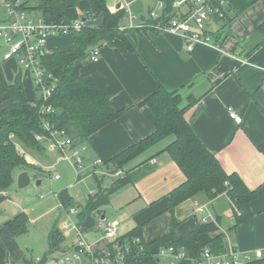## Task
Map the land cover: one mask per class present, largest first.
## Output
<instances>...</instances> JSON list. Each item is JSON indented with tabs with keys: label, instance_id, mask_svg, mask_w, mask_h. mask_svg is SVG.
Here are the masks:
<instances>
[{
	"label": "crops",
	"instance_id": "obj_1",
	"mask_svg": "<svg viewBox=\"0 0 264 264\" xmlns=\"http://www.w3.org/2000/svg\"><path fill=\"white\" fill-rule=\"evenodd\" d=\"M64 2L67 4L66 18L80 17L79 15L90 7L88 0ZM105 3L107 9L108 5L112 4L106 0ZM28 6L31 13L41 14V10L37 8V0H29ZM153 6V2L146 0L133 3L132 9L139 17L137 25L142 23L141 18L146 16L147 9ZM4 15L3 11L0 20ZM263 22L264 1L259 0L233 17L225 26L223 38L218 45L196 43L194 48L187 52L180 34L157 32L143 25L128 28L134 30L133 33H127L130 47L123 40L115 39L112 44L103 42L96 46L100 49L97 61H91L89 55L86 57L81 72L89 73L95 79L113 108L123 109L119 118L90 134L83 143L73 145L82 154L83 166L86 169L96 174L97 170L105 168L109 175L115 174L110 169L112 165L104 162L154 132V112L147 104L141 103L154 93L161 83L168 90L180 91L183 97L182 105L186 104V97L190 94L197 98L184 113L186 121L204 146L215 155L225 172L239 175L247 188L255 191V196L249 204L252 214L239 223H236V210L226 192L214 198L200 192L171 209L169 193L184 182L185 175L168 152H161L166 145L155 151H147L166 137L135 157H139V161L130 164L128 169L125 167L117 169L122 170L121 174L129 170L127 175L136 176L129 184H135L136 197L142 199L137 205L138 209L131 212L133 221L126 223L118 236L139 225L141 239L145 243H150L170 232L173 238L178 240L194 231L200 222L212 221L217 228L200 233L198 241L201 243H210L211 239L221 235L224 250L228 247L237 250L264 248V153L258 149L264 142V30L259 28ZM126 24L125 20L123 25ZM64 38L49 39V50L52 51L53 48L68 50L72 46V41L69 37H66L68 40ZM6 50L7 46L1 44V106L9 105L13 101L7 90L11 83L21 86L30 100L37 101L40 95L32 71L21 66L15 58L4 59ZM230 110L240 117V121L230 117ZM39 141L44 146L41 153L37 152L35 155L25 153L26 158L31 159L26 162L31 164L34 171L33 175L30 174L31 181L25 187L26 190L21 193L16 190L17 175L28 169L15 168L11 189L7 190L5 199L0 203V264L39 262L49 251V235L55 224L63 236V248L59 252L49 254L47 258L50 257L55 264L64 254H68V251L75 250L73 230L62 227V224L73 221L71 215L77 214L80 208L74 205L77 211L71 215L64 213L63 216L59 209L63 207L59 193L66 190L72 200L77 199L73 181L80 177V173L71 161L60 159L59 150L51 148V141L48 138H41ZM18 149L22 150V147L19 146ZM98 159L102 161L99 165L95 163ZM61 162L69 163L75 170L73 178H69V174L60 175L57 172L59 176L54 179L52 178L54 172L50 174V179L52 185L56 184L50 187L49 191L38 192L36 198L32 197L34 189L31 183L38 188L41 187L42 173L48 170L52 173L51 171ZM36 181L40 183L36 184ZM148 181H154L155 184L149 186ZM93 190L94 188L90 189V193ZM198 205L205 206L204 215L196 211ZM19 213H24L28 217L29 224L38 221L43 215L49 213L54 215L52 223L45 225L46 248L41 256L30 254L26 257L24 246L20 242L21 235L13 236L5 225ZM104 214L105 220H116L109 218L105 211ZM76 218L78 224V215ZM173 218L176 223L172 228L170 223ZM84 236L98 251L103 252L110 248L109 243L112 240L103 238L101 232L95 228L84 231ZM66 240H69L71 246ZM180 251L184 252L179 249L178 252ZM159 252V264H194L193 259L186 256L176 259L168 248H163ZM84 258L87 261L81 258L83 263L81 261L78 263L88 264L90 260L86 256Z\"/></svg>",
	"mask_w": 264,
	"mask_h": 264
},
{
	"label": "trees",
	"instance_id": "obj_2",
	"mask_svg": "<svg viewBox=\"0 0 264 264\" xmlns=\"http://www.w3.org/2000/svg\"><path fill=\"white\" fill-rule=\"evenodd\" d=\"M163 1H165L166 11L172 12L173 1ZM257 1L259 0H229L225 18L215 29L213 36L220 42L225 26L233 17ZM88 2L89 9L79 16L97 19V16L103 13L105 18L103 24L83 26L79 32H70L66 36L72 41V46L68 50L53 48L50 53L44 54L41 60L46 72L58 79V86L50 100L54 111L48 114L47 119L53 128L64 130L73 145L83 143L90 134L119 118L123 113V109L113 108L109 98L89 73L81 72L90 48L103 42L112 44L115 39L123 40L130 47L127 33L134 31L131 29L119 30V27L125 23L123 18L126 15L125 9L110 13L105 0H88ZM37 8L41 10L44 20L48 22L69 19L65 16L67 4L64 0H37ZM162 20L165 21L164 18ZM151 23L154 21L152 20ZM259 28L264 30V22ZM7 90L8 94L13 97V101L6 106H1L2 101H0V203L5 199V193L12 184L14 168L20 167L25 170L28 165H31L17 150L16 142L24 150L27 148L34 153H41L44 146L42 142L35 140V135L48 134L41 124L38 102L30 100L25 95L23 88L16 84H9ZM186 98V104L182 105L183 97L178 89L168 90L159 83L157 90L141 103L142 105L147 104L154 112V132L120 151L104 163L112 165L110 169L112 172H116L117 169L123 168L133 158L144 153L162 139L174 136V139L162 148L161 152L166 151L170 154L184 173L185 180L169 193L170 208L172 209L183 200L193 198L200 192L209 198L226 192L236 210V223H239L251 216L249 204L255 196V191L249 190L239 175L226 173L215 155L204 146L194 133L186 121L184 113L197 98L191 94ZM11 133L12 137L10 138ZM258 149L264 153V142L258 146ZM128 173L129 170L126 171V175L118 177L109 187H102L100 181L96 180V184L99 186L98 191L88 196L87 203L81 206L77 213L81 230L94 229L97 220L102 216L103 206L109 202V195L121 186L133 182L136 176L127 175ZM59 200H61L64 209L75 205V201L70 198L66 190L59 193ZM28 221L29 219L24 213H19L5 225L13 236L22 235L28 232ZM175 223L173 218L170 223L171 227ZM197 226L194 231L178 240H175L170 232L150 241V243H145L141 239V228L137 225L128 233L120 234L112 240L109 243L110 249L113 252L120 247L125 249V245L128 244L130 248L126 252V264H159V251L169 247H173L174 252H178L179 249L183 250L184 256L193 259L194 262L202 257L201 254L205 248L216 254L224 251L221 235L211 239L207 244L198 241L200 233L217 228L214 222H200ZM51 230L48 243L49 251L39 262L30 261L26 264H45L49 254L59 252L63 248V236L56 224ZM135 237H139L140 241L133 243L132 240Z\"/></svg>",
	"mask_w": 264,
	"mask_h": 264
},
{
	"label": "built area",
	"instance_id": "obj_3",
	"mask_svg": "<svg viewBox=\"0 0 264 264\" xmlns=\"http://www.w3.org/2000/svg\"><path fill=\"white\" fill-rule=\"evenodd\" d=\"M142 0H115L108 5L110 12H117L125 9L126 25H121V31L128 28L149 26L155 31H163L169 34H180L184 39V45L187 52L191 51L196 43H210L218 45V40L213 36L219 23L225 18L229 7V0H172V12H167L165 1L146 0L153 2L154 6L147 9L146 16H142V23L137 25V14L133 11L132 5ZM29 0H0L5 13L0 20V45H6L7 50L4 59L15 58L18 63L30 69L33 73L34 81L39 91L38 111L41 124L48 133L47 135H35L37 140L48 138L51 141V148L58 149L60 159L69 160L73 163L76 170L83 167V157L78 148L73 147L72 140L66 136L64 130L55 129L47 119L48 114L54 110L50 103L54 91L58 86L57 77L46 72L42 65L44 54L51 52L48 48V40L53 37H66L70 32H79L85 25V20L81 17H73L67 20L48 22L42 15L31 13L28 6ZM119 4V6H117ZM172 16L170 19H168ZM162 18L165 19L162 20ZM149 19V20H148ZM153 20L154 23H151ZM100 49L92 47L89 53L91 61H97ZM229 115L233 119L240 121V117L230 110ZM12 137V133L10 138ZM17 150L21 155L25 154L20 150L16 143ZM25 156V155H24ZM97 165L102 161L98 159ZM122 173V170L115 172V175ZM59 174L54 173L52 178L57 179ZM93 192V191H92ZM77 211L76 207L68 208V213L73 214ZM196 211L204 215L205 206L196 207ZM64 223V222H63ZM117 220L98 219L95 229L99 230L103 238L114 240L118 237ZM62 227L73 230L75 250L73 255L64 254L60 261L55 264H79L82 256H86L90 261L88 264H126V252L129 251V245L117 248L114 252L110 248L105 251L95 249L92 242H88L80 230L79 225L74 221L62 224ZM140 238L135 237L132 242H139ZM168 250L174 254L176 259L184 256L183 252H174L173 247ZM163 253V251H162ZM201 258L194 264H264V248H255V250H237L233 247L226 248L221 253H212L204 249Z\"/></svg>",
	"mask_w": 264,
	"mask_h": 264
},
{
	"label": "rangeland",
	"instance_id": "obj_4",
	"mask_svg": "<svg viewBox=\"0 0 264 264\" xmlns=\"http://www.w3.org/2000/svg\"><path fill=\"white\" fill-rule=\"evenodd\" d=\"M106 2L112 3L113 0H106ZM68 3H71V1L68 2ZM2 14H3V10L0 7V16ZM38 15H41V14L39 13ZM66 40H68V39L66 38ZM0 56H1V52H0ZM36 135H38V134H36ZM173 139H174V136H169L166 139H164L163 141H161L159 144H157L156 146H153L152 148H150L147 151H155V149H159L160 147H162V145L169 144ZM35 140L39 141L36 138H35ZM17 144L19 146H21L19 143H17ZM22 149L24 150L23 147H22ZM24 152L25 153L27 152L30 155H33V154L35 155V153L33 151H31V150H29L27 148H26V150H24ZM24 155L25 154H23L22 156H24ZM24 158L27 161L26 155L24 156ZM140 158H142V156H140ZM138 161H139V157L133 159L131 163H128L124 167L126 169H128L130 167V164H132L133 162H138ZM16 168H19V167H16ZM36 168H37V166H36ZM27 169H28V171H30V174L33 175V173H34L33 167L31 165H28L25 170H27ZM34 170H36V169L34 168ZM74 171L75 170H73L71 168L69 163L61 162L55 168V170L51 171L52 173H49L50 172L49 170L46 173L43 172L42 176L40 177L42 179V181H43L41 187L38 188L37 186H35L34 183H31V187L34 189V191L32 192V194H33L32 197L36 198V195H37L38 192L49 191L48 189L56 184V183H54L52 185V182H51V179H50V174H53L54 172L55 173L59 172L60 175H63V174H67L68 175L69 174V178L70 177L73 178L72 175H74ZM79 173H80V177L73 181V185H74L73 190H74V193L76 194V198H77V199H74V200H76V202L74 204H75L76 207H79V208H81V206L85 205L84 202L86 201V198L88 199L89 194H92V192L90 193V191H89L90 189L92 190V188H94L93 193L98 191V187L99 186H98V184H96L95 177L100 181V184H101L102 187H107V186L109 187L116 181V179L118 177H122V176L126 175V171H124L123 174H119V175H115V174L109 175L105 168L97 170V173L94 174L92 171H90L89 169H86L84 166L81 168V170H79ZM32 182H33V180H32ZM147 183H148L149 186H153L155 184L154 181H152V182L148 181ZM134 185L135 184L133 183V184H129V185H126V186H122V188L120 187L115 192H112L109 195V197H108L109 202L105 206H103V209H102L103 212L105 211L106 214H108L109 218L118 220L117 221V223H118V225H117L118 234L122 230H124V227L126 226V223H130V222L133 221V218L131 217V215H132L131 212L133 210L138 209L137 205L139 203H141V200H142L141 198L136 197L137 192L134 189ZM17 188H16V190L18 192H20V193L23 192V190H26V188H19V189H17ZM10 189H11V186H10ZM124 199L128 200V201H125ZM87 201L85 203H87ZM62 208L63 207H60L59 209H60L61 214L63 216H65L64 213H67L68 215H71V214L68 213V211H65ZM122 212L124 214H122ZM126 213H127V216H125ZM76 216H77V214H74L73 216L71 215V219L73 221H75V222H76V219H77ZM127 218L129 219V221H126ZM54 219H55L54 215L52 213H49L47 215H43V217L41 219H39L38 221L35 220L36 222H34V223H32V222H30V224L28 223V227H29L28 232L26 234L20 236V242L22 243V246H24V251H25L26 257H29L30 254H33V255L39 254L40 255L41 253L44 252V249L46 248L45 242H46V239H47V237H46L47 236V231H46V226L45 225H48L49 223H52V221ZM99 219H101V218H99ZM95 227H96V225H95ZM48 228H50V227H48ZM79 228L81 230L80 226H79ZM82 232H83V235H84V231L83 230H82ZM84 238H85V236H84ZM66 243L68 245L70 244V246H71V243L69 242V240H66ZM68 252H69L68 253L69 256L73 255V253H74V251H72V250L68 251ZM82 259L87 261V259H85L84 256H82ZM82 259H81V262H82ZM46 261H47L46 264H53V261H51L50 257H48ZM85 264H87V263H85Z\"/></svg>",
	"mask_w": 264,
	"mask_h": 264
},
{
	"label": "water",
	"instance_id": "obj_5",
	"mask_svg": "<svg viewBox=\"0 0 264 264\" xmlns=\"http://www.w3.org/2000/svg\"><path fill=\"white\" fill-rule=\"evenodd\" d=\"M117 6H119V4ZM82 19L85 20L86 26H97V25H102L105 18L103 16V13H101L97 16L96 20L86 19V17H82ZM27 160L30 161L31 160L30 157H27ZM30 181H31V175H30L29 171H23L17 175V186L19 188L27 187V185L30 183ZM39 183H40L39 181H36V184H39ZM102 214L103 215H102L101 219L104 220L105 214H104V212Z\"/></svg>",
	"mask_w": 264,
	"mask_h": 264
}]
</instances>
